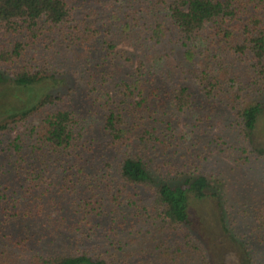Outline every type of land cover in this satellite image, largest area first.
Segmentation results:
<instances>
[{
	"label": "trees",
	"instance_id": "16d2710c",
	"mask_svg": "<svg viewBox=\"0 0 264 264\" xmlns=\"http://www.w3.org/2000/svg\"><path fill=\"white\" fill-rule=\"evenodd\" d=\"M35 48L94 59L89 97L104 100L103 117L73 106L77 62L56 67ZM222 111L237 162L261 164L264 0H0V139L32 118L0 163V264H128L115 251L127 229L154 235L156 264H264V195L231 212L219 177L173 160L165 169L149 148L174 140L161 115L203 122ZM38 219L90 251L48 255L28 231H8Z\"/></svg>",
	"mask_w": 264,
	"mask_h": 264
},
{
	"label": "rangeland",
	"instance_id": "374dc122",
	"mask_svg": "<svg viewBox=\"0 0 264 264\" xmlns=\"http://www.w3.org/2000/svg\"><path fill=\"white\" fill-rule=\"evenodd\" d=\"M39 44L40 43H35V45ZM35 50L38 52L36 55L37 58L39 56L38 54H51L50 58L53 59L54 63L57 62L56 65L52 63L56 67L64 69L61 62H77L73 64L77 67L75 70L71 68V66L67 68L70 72H75L77 74L79 82L75 80L74 82L80 84L83 88L82 90H78V94L75 93L76 98H74L73 106H75L77 110H80L83 115L86 113L88 114L87 116H89L96 113L97 119H99L100 116L103 117L105 113V109L103 108V105H105L104 100L96 102L92 97H89L88 82L90 81L91 71L95 68V61L93 58L81 51H75L68 57L66 51L59 52L56 50L48 53L43 51L42 48H35ZM26 54L28 58H32L34 55L29 47L27 48ZM137 65L138 62L133 61L132 64L127 66V70L133 71ZM73 75L74 73H71L68 79L74 77ZM146 86L149 85L147 84ZM111 92L112 95H114L116 91L115 89H111ZM174 110L176 109L174 108ZM159 118L168 120L170 124L177 129L172 144L162 143L155 139L149 141V148L152 149L154 159L165 167V169H168L165 162L173 160L174 164L180 163L182 165V163H184L186 171L192 174H206L209 177H212L211 175L214 174V176H216L215 178L219 177V180L216 181L215 179L214 183L223 191L228 201V208H230L231 212H234V209L240 207L237 206L239 205L238 203H247L248 205L253 196L264 195V160L261 161V164H258L255 160L250 159L247 164H244L242 160L237 162L235 159L236 156L230 152V144H232L235 136L232 131L233 117L230 118L227 113L222 111L212 121L199 122L195 120L190 113L180 114L178 112L176 116H173L171 113L166 116L161 115ZM31 119L32 118L20 123L16 129L7 132L5 136L0 139L2 141V143H0V163L8 164V154L11 155V152H5L7 150L6 144H8V141L14 140L19 134L26 138L24 135L25 127L28 126ZM167 124L169 123H159L164 130H167ZM185 133H190V137L192 138L185 136ZM169 134H172V132L169 131ZM219 135L225 137L228 143H222L217 137ZM145 143L148 142L146 141ZM145 143H136L134 148L138 153L141 154L143 152L142 149ZM146 151L147 150H144V152ZM12 154L15 155V151H12ZM59 173H61V171H59ZM54 184L55 185L52 187L54 191L61 187L60 180L54 181ZM241 217H243V215H241ZM127 221H131L130 218ZM38 222V224L32 222V226L29 227V229L24 228V221L19 223L14 222L8 226V231H14L15 235L28 231L31 234L30 237H33V239L29 241L30 247H35L38 249L36 251L48 255L60 252H86V249L90 251L89 248L76 244L74 240L72 242L69 241L67 235H58L57 232L43 224L41 220L38 219ZM129 224L131 223L129 222ZM2 226L3 225L0 223V227ZM125 234L126 236L123 237V250H117V248L114 247L117 254L121 255V251L124 252L122 255L125 254L127 256L128 264H156L155 261H151L150 257L159 249L157 247L159 242L154 238V235L145 239L143 235L136 234V236H133V239L132 235L129 233V229L125 231ZM39 235L43 236L40 240L38 239ZM3 237L4 234L0 239L5 240ZM131 252L132 255L129 254ZM29 255L31 256L32 253L28 252V256ZM233 264H235V262Z\"/></svg>",
	"mask_w": 264,
	"mask_h": 264
}]
</instances>
